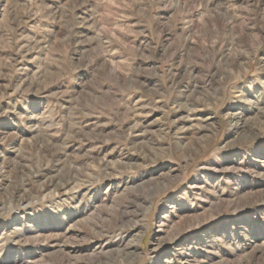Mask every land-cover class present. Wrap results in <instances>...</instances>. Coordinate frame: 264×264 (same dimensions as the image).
<instances>
[{"label": "rangeland", "instance_id": "rangeland-1", "mask_svg": "<svg viewBox=\"0 0 264 264\" xmlns=\"http://www.w3.org/2000/svg\"><path fill=\"white\" fill-rule=\"evenodd\" d=\"M0 264H264V0H0Z\"/></svg>", "mask_w": 264, "mask_h": 264}, {"label": "bare ground", "instance_id": "bare-ground-1", "mask_svg": "<svg viewBox=\"0 0 264 264\" xmlns=\"http://www.w3.org/2000/svg\"><path fill=\"white\" fill-rule=\"evenodd\" d=\"M122 251V250H121ZM132 252V251H131Z\"/></svg>", "mask_w": 264, "mask_h": 264}]
</instances>
